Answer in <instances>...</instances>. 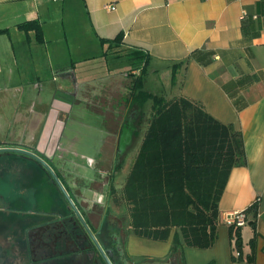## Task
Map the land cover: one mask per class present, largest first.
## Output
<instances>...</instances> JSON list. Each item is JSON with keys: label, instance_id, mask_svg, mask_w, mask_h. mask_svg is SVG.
I'll list each match as a JSON object with an SVG mask.
<instances>
[{"label": "crops", "instance_id": "obj_1", "mask_svg": "<svg viewBox=\"0 0 264 264\" xmlns=\"http://www.w3.org/2000/svg\"><path fill=\"white\" fill-rule=\"evenodd\" d=\"M25 22L38 23L41 42L20 28ZM0 31V148L57 158L70 198L86 214L95 206L120 217L125 206L116 208L111 194L125 183L114 188L117 158L136 138L138 152L151 115V100L142 102L137 91L197 102L241 132L246 157L219 199L216 241L200 250L185 246L177 228L165 242L130 230L128 255L136 264H264V0H0ZM109 65L128 67L121 81L101 86L95 68ZM136 69L139 88L130 75ZM78 157L89 167H61L77 165ZM28 169L39 180L42 171ZM254 203L256 217L247 211ZM239 211H247L248 222L241 227L244 261L234 262L224 219ZM252 221L257 239L249 263ZM174 235L183 262L169 258Z\"/></svg>", "mask_w": 264, "mask_h": 264}, {"label": "trees", "instance_id": "obj_2", "mask_svg": "<svg viewBox=\"0 0 264 264\" xmlns=\"http://www.w3.org/2000/svg\"><path fill=\"white\" fill-rule=\"evenodd\" d=\"M20 28L34 30L36 39L42 41L37 22H25ZM113 42H119V37ZM175 73L173 67L172 84ZM133 81L139 88V76ZM137 95L142 96V102L151 100V115L122 189L119 194L111 189L114 201L127 208L128 227L134 236L165 242L170 231L177 228L185 246L208 249L216 241L217 206L229 173L232 168L246 164L242 134L231 125L218 122L199 103L183 96L165 100L140 91ZM0 156L34 162L56 187L35 161L17 154ZM257 209L254 203L247 211L256 217ZM250 226L254 233L249 241L251 252L245 261L253 263L257 239L255 221ZM228 236L237 251V257L231 256V260L244 261L241 228L228 226ZM169 258L183 262V246L177 235L173 237Z\"/></svg>", "mask_w": 264, "mask_h": 264}, {"label": "flooded vegetation", "instance_id": "obj_3", "mask_svg": "<svg viewBox=\"0 0 264 264\" xmlns=\"http://www.w3.org/2000/svg\"><path fill=\"white\" fill-rule=\"evenodd\" d=\"M0 186V264H107L66 201L61 208L50 201L48 210L40 209L35 170L0 167ZM73 203L111 264H136L121 217L95 206L86 214L81 203Z\"/></svg>", "mask_w": 264, "mask_h": 264}, {"label": "rangeland", "instance_id": "obj_4", "mask_svg": "<svg viewBox=\"0 0 264 264\" xmlns=\"http://www.w3.org/2000/svg\"><path fill=\"white\" fill-rule=\"evenodd\" d=\"M96 65L98 66V64L96 63ZM105 66V65H104ZM123 68L128 67L127 65L122 66ZM122 67H114V66H110L109 68L110 70L107 71V69L105 67L101 68V67H97L95 68V74H97V79H96V83L100 84L101 86H107V85H111L112 83H116L118 81L122 80ZM116 68V69H115ZM91 72V71H89ZM125 77V76H124ZM13 104V101H12ZM3 113L5 116H8L10 113V109L9 108H5L3 109ZM146 125V123H145ZM144 125V126H145ZM142 127V125H141ZM134 142V141H133ZM132 142V144H133ZM140 139L136 138V142L125 152V154H120L118 155V163L122 164L116 169V173L113 177V184H114V188L116 190H119L121 188V186L123 185V183L126 180L127 174L129 172V169L132 165V162L136 156L137 153V146L139 145ZM50 165L51 168L54 169L55 171L57 170L56 167L57 165H59V161L57 158H55L54 161H47ZM75 163L77 165H72L70 163H62L61 167H64V170H70L72 167H89L88 166V159L87 158H81L78 157L75 160ZM0 167H37L35 165L34 162L30 161V160H24V161H16V160H11L9 157L6 156H0ZM89 169V168H88ZM59 180L62 183L63 187L65 188V190L67 191L68 195L69 193V189L67 188V185L65 183V181H63L62 177L59 175ZM1 187V186H0ZM5 188V187H3ZM38 199H39V203H40V209L41 210H48L49 209V203L48 202H53V206L52 207H64L65 206V199L63 198V196L61 195L60 191L54 187L50 181L48 180V178L46 177V175L43 172H40L39 174V180H38ZM2 191H7V189H4ZM70 196V195H69ZM44 202V203H43ZM114 202V206L117 208L123 206L121 204H119L118 202ZM52 205V204H51ZM122 216L121 217V222H123V226L124 227H128V211L127 208H122Z\"/></svg>", "mask_w": 264, "mask_h": 264}, {"label": "water", "instance_id": "obj_5", "mask_svg": "<svg viewBox=\"0 0 264 264\" xmlns=\"http://www.w3.org/2000/svg\"><path fill=\"white\" fill-rule=\"evenodd\" d=\"M4 153H8V154H17V155H21L24 156L26 158H29L33 161H35L36 163H38L50 176V178L52 179L53 183L56 185V187L58 188V190L60 191V193L62 194V196L64 197L65 201L68 204V207L73 211V213L76 215V217L78 218V220L80 221V223L82 224V226L87 230V232L89 233L90 238L92 239V241L94 242V244L97 246V248L99 249L101 255L103 256L104 260L106 261L107 264H111L109 262V260L107 259V257L104 255V253L102 252V250L100 249L99 245L97 244L95 238L93 237V235L91 234V232L89 231L86 223L84 222L83 218L81 217L80 213L78 212V209L76 208L75 204L73 203L72 199L70 198V196L68 195L67 191L65 190V188L63 187L62 183L60 182L57 174L54 172V170L46 163V161H44L40 156H38L36 153H33L31 151H27V150H23V149H19V148H0V154H4Z\"/></svg>", "mask_w": 264, "mask_h": 264}, {"label": "built area", "instance_id": "obj_6", "mask_svg": "<svg viewBox=\"0 0 264 264\" xmlns=\"http://www.w3.org/2000/svg\"><path fill=\"white\" fill-rule=\"evenodd\" d=\"M105 8L109 10L111 9V6L108 5ZM140 73H141L140 70L136 69L132 71L130 75L133 77H138ZM224 224L227 226H236L239 228L244 227L247 224L246 211H239L227 215L224 219Z\"/></svg>", "mask_w": 264, "mask_h": 264}, {"label": "clouds", "instance_id": "obj_7", "mask_svg": "<svg viewBox=\"0 0 264 264\" xmlns=\"http://www.w3.org/2000/svg\"><path fill=\"white\" fill-rule=\"evenodd\" d=\"M102 200H103V197L102 196L101 197H98L97 202H102Z\"/></svg>", "mask_w": 264, "mask_h": 264}]
</instances>
